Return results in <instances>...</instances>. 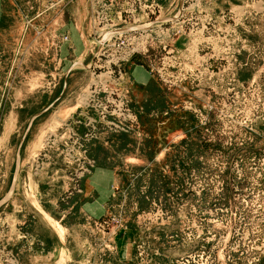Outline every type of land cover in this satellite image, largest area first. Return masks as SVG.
Listing matches in <instances>:
<instances>
[{
  "label": "rangeland",
  "instance_id": "374dc122",
  "mask_svg": "<svg viewBox=\"0 0 264 264\" xmlns=\"http://www.w3.org/2000/svg\"><path fill=\"white\" fill-rule=\"evenodd\" d=\"M72 1L0 0V238L12 203L25 229L0 264L71 260L51 246L97 168L115 187L86 264H264V0H157L147 19L138 0L109 25ZM104 26L137 51L101 50Z\"/></svg>",
  "mask_w": 264,
  "mask_h": 264
},
{
  "label": "crops",
  "instance_id": "0c3cea01",
  "mask_svg": "<svg viewBox=\"0 0 264 264\" xmlns=\"http://www.w3.org/2000/svg\"><path fill=\"white\" fill-rule=\"evenodd\" d=\"M61 3L62 7H70L73 6L72 0H58ZM90 0L88 1V3ZM83 7V6H82ZM137 66L132 68L130 73L131 76L136 81L140 83H144L149 76L143 73L141 70L138 71L136 69ZM140 77V80L136 76ZM145 74V75H144ZM136 76V77H135ZM145 77V79H144ZM144 79V80H143ZM114 176L113 173L105 168H97L94 173L85 180L83 183V191L78 199L80 201V205L77 210V223L73 224L69 221V223H60V227L62 228V232L65 234L60 237L59 234L55 235L54 245L51 246L52 256L55 257V260L61 256V252L64 250L67 251V254L71 257V260L67 261L64 264H86L90 257L87 255L89 245L86 239V226H88V221L91 218H97L102 216L105 213V206L109 199L112 197L113 188H114ZM14 194V193H12ZM13 195L6 194L5 197L1 201L2 204L0 207L5 206L10 200H12ZM0 201V202H1ZM13 208L11 213H7L4 220V228L1 230L3 243L10 244L19 249L20 246L24 248V231L22 226L23 222L20 220V210L22 209V205L19 203H12ZM8 206V205H7ZM24 216H22V220ZM68 221V220H67ZM56 222V221H55ZM57 223V222H56ZM56 232H58L56 230ZM74 233L76 235H74ZM80 233V234H79ZM85 234V235H84ZM1 237V235H0ZM125 239H121L117 241V250L120 255L119 259L121 261L127 260L130 258V245H123V241ZM11 241V242H10ZM126 241V240H125ZM123 242V243H122ZM128 242V241H126ZM103 259V258H102ZM101 259V260H102ZM104 260V259H103ZM105 264V261H102ZM97 263L100 264V258L98 257Z\"/></svg>",
  "mask_w": 264,
  "mask_h": 264
},
{
  "label": "built area",
  "instance_id": "2783aa9c",
  "mask_svg": "<svg viewBox=\"0 0 264 264\" xmlns=\"http://www.w3.org/2000/svg\"><path fill=\"white\" fill-rule=\"evenodd\" d=\"M100 1L97 2V0H96V2H95V5H96L97 10H98V15L96 16V18H98V21L100 23H104V25H106V24L109 25V22H110L109 11L112 9L116 10L115 14L118 16L117 20H119L121 23H125V21L127 19L130 22L136 23V17L133 15V7L137 4L138 0H100ZM157 6H158L157 0H150L149 4H144L146 19L149 18L150 14L153 13V10L156 9ZM148 9H149V11H148ZM107 29H109V27L104 26V29L101 31L103 36H107V33L111 32V31H108ZM139 35H142V34H138L137 32H132V33L121 32V33L116 35L117 37L114 35V37H112V39L107 41V42L113 41V44L111 45V47L118 48L117 49L118 51H116V52L119 54H123L122 52H120L119 49H122V48L126 47L127 45L133 46L132 49L128 51V53H133V52L137 51V44L138 43L136 42V40L138 41L137 36H139ZM147 36L148 35H146V37ZM107 42H105L103 44V46ZM139 45H140V43H139ZM101 50H102V48H101ZM116 52H114V53H116ZM99 56H100V53L98 55L96 54L97 58ZM116 56L118 57V59H122V58H119L120 57L119 55H116ZM9 260L13 261L11 259H9ZM11 264H14V263L11 262Z\"/></svg>",
  "mask_w": 264,
  "mask_h": 264
},
{
  "label": "bare ground",
  "instance_id": "6f19581e",
  "mask_svg": "<svg viewBox=\"0 0 264 264\" xmlns=\"http://www.w3.org/2000/svg\"><path fill=\"white\" fill-rule=\"evenodd\" d=\"M181 8V7H180ZM144 24V23H143ZM130 27V26H129ZM139 27H141V26H139ZM137 28V27H136ZM98 29V28H97ZM104 29V27L101 29V28H99V30H98V36L96 37V39H97V43H98V45H99V48L101 49V47L103 46V44L105 43V42H107V41H109V40H111L112 39V37H114V35L116 36L117 34H119V33H121L120 31H118V30H114L113 28H109V29H107L108 31H111V32H109V33H107V36H103V34L101 33V31ZM118 31V32H117ZM117 37V36H116ZM139 75V74H138ZM137 76V75H136ZM144 79H145V77H144ZM143 79V80H144ZM139 80H140V77H139ZM139 82V81H138ZM55 226V225H54ZM56 228V227H55ZM57 229H59L60 231H58L59 233H60V236L62 237V234H63V232H62V229H60V227L59 226H57ZM60 259V258H59ZM62 261H65V260H62Z\"/></svg>",
  "mask_w": 264,
  "mask_h": 264
},
{
  "label": "water",
  "instance_id": "95a60500",
  "mask_svg": "<svg viewBox=\"0 0 264 264\" xmlns=\"http://www.w3.org/2000/svg\"><path fill=\"white\" fill-rule=\"evenodd\" d=\"M131 29H132V28H131ZM131 29H125V30L128 31V30H131ZM133 29H134V28H133ZM17 162H18V160H17ZM17 162H16V164H17ZM15 173H16V171H15ZM14 180H15V174H14V176H13V181H14ZM2 202H3V201L0 202V205L2 204Z\"/></svg>",
  "mask_w": 264,
  "mask_h": 264
}]
</instances>
